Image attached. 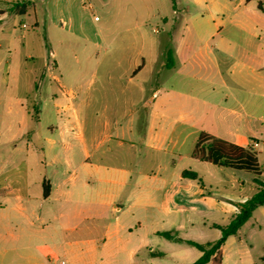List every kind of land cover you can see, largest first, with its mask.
Segmentation results:
<instances>
[{
	"label": "crops",
	"instance_id": "crops-1",
	"mask_svg": "<svg viewBox=\"0 0 264 264\" xmlns=\"http://www.w3.org/2000/svg\"><path fill=\"white\" fill-rule=\"evenodd\" d=\"M57 1V41L80 39L106 48L94 67L62 68L55 95L47 91L45 97V66L28 62L23 53L7 58L0 50L4 84L12 72L26 91L22 98H0V264H55L59 258L58 264L149 262L161 255L150 244L163 232L149 228L154 211L168 218L181 212L227 215L222 199L235 208L240 203L225 193L206 195L196 172L200 183L181 175L200 132L220 138L203 128L204 107L213 114L210 121L214 112H237L193 67L201 53L192 49L185 1L177 0L168 17L160 16L156 0H142L138 18L123 33L105 36L94 28L92 37L63 12L64 0ZM234 1L230 21L250 34L264 31V0ZM157 17L161 35L147 30ZM202 25L213 39L217 24L202 17ZM10 34L0 12V48L12 43ZM76 75L87 77L79 81ZM13 105L19 106L16 127L7 121ZM45 114L55 124L41 132L36 124ZM176 220L173 225L181 228Z\"/></svg>",
	"mask_w": 264,
	"mask_h": 264
},
{
	"label": "rangeland",
	"instance_id": "rangeland-1",
	"mask_svg": "<svg viewBox=\"0 0 264 264\" xmlns=\"http://www.w3.org/2000/svg\"><path fill=\"white\" fill-rule=\"evenodd\" d=\"M20 1L26 0H0V12L4 13V21L10 28L12 42L8 46H1L0 50L7 58L12 57L16 60L17 56L23 53L28 56V62H33L39 68L44 65L43 76H45L40 81V94L45 97L46 92L50 91L55 95V76H62L60 71L62 68L72 65L94 67L98 64L97 61L102 57L106 46L95 47L80 39L57 41L55 22L58 21V1L31 0L32 5L29 6L28 12L17 15L12 4ZM183 1L186 6L185 18L192 37V49L201 53L197 58L198 64H193V67L200 68L207 76L203 78L204 83L211 81L219 96L237 112L235 116H225V113L217 111L210 121L213 114L205 106L203 128L211 132L214 130L223 140L244 147H253L258 153L259 165L264 170V31L257 28L250 34L245 28L237 25L236 21H230L234 0H200L198 5H195L193 0ZM102 2L105 4L101 5L99 0H64L66 8L63 7V12L81 21L87 36L92 37L94 28H101L105 36H114L123 33L127 28L126 24L138 18L135 10L141 5L142 0H102ZM177 2V0H156L155 5L160 16L170 17L173 5ZM202 17L212 19L217 24V32L213 39H207L208 31L202 25ZM35 23L37 25H34ZM21 25L24 26L21 28ZM150 28L158 31L155 35H161L164 25L157 17L151 21L147 30ZM57 61L61 68L56 67ZM3 77L4 75H0V98L14 100L26 94V91L19 88L17 74L11 72L5 84ZM75 77L79 81H84L87 76ZM2 108L0 106V113ZM12 108L13 112L8 116L7 121L16 127L19 106L13 105ZM30 124L36 123L29 122ZM49 124H55V118L45 114L42 121L36 124L37 130L42 132ZM234 129L235 136L231 135ZM39 143L42 142L38 141L36 144ZM186 163L183 164L185 168L196 172L203 182L204 193L212 197H217L218 193H225L232 200L243 202L259 189L255 179L264 182V172L256 177L247 171L221 168L190 158ZM221 201L230 209L227 215H194L181 212L172 213L171 218H168L161 211H154L155 224L150 223L149 228L171 232L183 240L200 244L211 242L220 236V231L211 227V224L223 226L236 212L233 205L223 199ZM157 202L158 196H155L154 203ZM175 217H177L176 224L181 228L173 225ZM150 244L151 250L161 255L149 262L141 261L139 264H191L200 256L196 248L158 235L152 236ZM222 251L223 264H264V206L255 209L251 218L237 234L227 238ZM60 260L63 259H55V264Z\"/></svg>",
	"mask_w": 264,
	"mask_h": 264
},
{
	"label": "trees",
	"instance_id": "trees-1",
	"mask_svg": "<svg viewBox=\"0 0 264 264\" xmlns=\"http://www.w3.org/2000/svg\"><path fill=\"white\" fill-rule=\"evenodd\" d=\"M31 5V0H26L15 2L12 4V7L16 9L15 14L24 15L28 12V8ZM166 61L167 66H172L171 49H168L166 52ZM191 157L197 161L221 168L247 171L256 177L261 176L264 172L258 162V153L253 147H242L206 132H200L198 134ZM181 175L184 178L196 180L200 183V180L194 171L185 170ZM255 181L259 185V189L244 202L235 204L237 213L231 218V220L223 226L216 224L212 225L213 228L220 231V236L216 240L200 244L193 241L183 240L171 232H158L157 235L167 240L196 248L199 251L200 256L191 264H223L222 247L227 238L237 234L240 228L251 218L255 209L264 206V182L258 179H255Z\"/></svg>",
	"mask_w": 264,
	"mask_h": 264
}]
</instances>
